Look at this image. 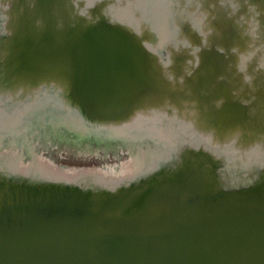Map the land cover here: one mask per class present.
I'll return each mask as SVG.
<instances>
[{"label":"water","instance_id":"95a60500","mask_svg":"<svg viewBox=\"0 0 264 264\" xmlns=\"http://www.w3.org/2000/svg\"><path fill=\"white\" fill-rule=\"evenodd\" d=\"M101 1L109 4L0 0V129L21 128L33 113L44 118L47 107L55 129L77 136L85 126L142 131L135 117L164 88L148 62L183 54L165 56L163 39L141 47L108 15L94 17ZM201 25L189 18L191 29ZM225 147L235 154L236 145ZM193 157L101 191L0 172V264H264V164L243 174L232 161L243 185L229 188L218 168L230 162Z\"/></svg>","mask_w":264,"mask_h":264},{"label":"flooded vegetation","instance_id":"af4514ba","mask_svg":"<svg viewBox=\"0 0 264 264\" xmlns=\"http://www.w3.org/2000/svg\"><path fill=\"white\" fill-rule=\"evenodd\" d=\"M107 1L108 5L101 1L92 8L94 17L108 15L110 22L136 34L141 47L156 48L163 39L165 54H183L164 58L156 56L148 62V70L159 73L158 77L154 76V84L164 88L157 90L152 108L144 106L135 117L142 129L137 136L116 133V136L124 137V143L141 149L145 142L149 143L140 150V156L134 157V161L140 160L139 172L126 182L132 183L150 173H155L154 177L160 172L167 173V168H171L176 159L188 163V151L193 152V158L216 156L220 163H228V159L239 160L243 174L253 173V169L259 172L264 164V0ZM241 2L250 8L241 9ZM242 11H246L243 19ZM94 17L90 18L93 23L96 21ZM180 17H189L196 24L201 21L200 32L205 33V40H200L201 36L188 26V22H179ZM248 21L254 23L253 29L248 26ZM184 37L190 39L186 43L189 41L188 46L176 41ZM176 43L179 45L173 48L171 45ZM190 47L197 49L196 57L184 55L193 49ZM2 131L0 141L5 137H2L5 134ZM85 136H76L75 139H87L83 138ZM229 143L237 146L233 156L225 153L234 150L225 147ZM10 154L0 155V172L20 179L56 182H66L67 179V184L97 191L119 186L114 184V175L110 172L89 173L87 179L76 181V177L45 161L41 167L35 160L24 165L19 157ZM252 157L254 161H251ZM225 164L218 168L223 172L221 175L234 178V181L223 178L231 183H226L227 186L243 185V181L239 183L235 179L236 167L231 164L229 168ZM127 167L124 170H128ZM217 167L214 164L209 168Z\"/></svg>","mask_w":264,"mask_h":264},{"label":"rangeland","instance_id":"374dc122","mask_svg":"<svg viewBox=\"0 0 264 264\" xmlns=\"http://www.w3.org/2000/svg\"><path fill=\"white\" fill-rule=\"evenodd\" d=\"M241 4H243L241 9L248 8L244 5L243 2H241ZM245 12L242 11L241 19H243V17L245 16ZM252 19L253 17L249 20ZM179 22H188L189 24V17H180ZM247 24L248 26H251V29H253V22L248 21ZM196 28L197 27H194L193 29L197 31V33L201 36L200 40H205V33L200 32ZM171 46L173 48H176V45L174 44H172ZM185 46H188V44ZM164 49L165 48L163 47L162 50L164 51ZM192 50L193 51L189 50L187 54L185 53L184 55L188 56V54H190L192 56H195L197 49L193 48ZM69 127L72 128L73 126L69 124ZM84 128L89 129L88 126H85ZM46 129L48 130L46 132V137L42 139L39 128L37 127L32 131L30 138H28V143H26V145L22 147L10 144L7 137L3 138L0 141V155L7 154L8 152L11 154L14 153V156L19 157L22 160V164L24 165L29 164L32 160H38L39 162L45 161L56 168L62 169L65 174H71L72 177H76L77 180L86 179V174L89 173L110 172L112 175H114V181L123 182L125 181V175L123 174L127 173L124 172L125 166L128 165L129 167L131 163L133 164L135 162L134 157L140 156V150H144L145 147H147L149 144L145 142V144L143 145L144 148L141 149L138 146L135 147L127 142L125 143V145H121L119 143H111L106 140L105 137H96L93 136L94 134H90V132V135L86 133V136L83 137H88L87 139L76 140L75 138L77 135L73 132L67 133L65 130H61L60 128H58L54 129L56 131V134H54L50 133L52 129L49 126ZM28 151L31 152V154H29ZM253 158L254 157L251 158V161L255 160H253ZM228 160V162H232V160ZM139 161V159L136 160L135 164H138ZM230 179L231 181H234V178ZM64 181L67 182L68 180L65 179Z\"/></svg>","mask_w":264,"mask_h":264},{"label":"bare ground","instance_id":"6f19581e","mask_svg":"<svg viewBox=\"0 0 264 264\" xmlns=\"http://www.w3.org/2000/svg\"><path fill=\"white\" fill-rule=\"evenodd\" d=\"M201 2V1H200ZM145 34V33H144ZM142 37V36H141ZM146 40V39H145ZM15 45V44H14ZM22 47H23V45H22ZM13 48H14V46H13ZM155 71V70H154ZM164 74V73H163ZM168 78V77H167ZM165 103V102H164ZM167 103V102H166ZM167 105V104H166ZM152 108V107H151ZM48 111H49V109H47V107L46 108H44V109H42L41 111H39L40 112V114H41V117H43V116H46V117H44V118H41V119H39L38 117H40L39 116V114H36V113H33V114H31L33 117L32 118H30V116L29 115H26L25 117H24V119H23V125H22V127L20 128L19 127V124L17 123L16 124V127H15V129H13V130H8V132H5V134H3V136L2 137H7L9 140V142H10V144H12V145H18L19 147H22V146H25L26 145V143H28L27 141L29 140L28 138H30V136H31V133H32V131L33 130H35L37 127L39 128V132H40V135H41V137H42V139H44L45 137H46V132L48 131L46 128H48V126L52 129L51 131H50V133H54V134H56V131L54 130L55 128L52 126V122H49V119L50 118H54V115L55 114H53L52 113V115L51 114H48ZM165 111V110H164ZM147 112V111H146ZM176 112V111H175ZM146 114V113H145ZM144 114V115H145ZM180 121H182V120H180ZM185 124V123H184ZM162 125V124H161ZM165 125V124H164ZM163 126V125H162ZM161 126V127H162ZM63 127H66V126H63ZM77 127H81V126H77ZM76 127V128H77ZM176 127V126H175ZM180 127V126H179ZM61 129V128H60ZM105 129V128H104ZM180 129H181V127H180ZM64 130V129H63ZM192 130V129H191ZM66 131V130H65ZM0 132H3L2 131V129H0ZM59 132V131H58ZM67 132V131H66ZM86 132H87V134L88 135H90L91 133L92 134H94L93 136H96V137H107V138H110V140H113V142H117V143H119V144H121V145H125V139H124V137L122 138V137H119V136H116V134H111V136L109 135L110 134V132H108V131H103L101 128H97V129H94L93 127H89V129L88 128H86ZM89 132H90V134H89ZM189 132H191V131H189ZM195 132V131H194ZM196 133V132H195ZM105 135V136H104ZM193 135V134H192ZM208 135V134H207ZM4 137V138H5ZM197 137H198V134H197ZM205 137V136H204ZM206 138H208V137H206ZM204 140V139H203ZM264 142V141H263ZM213 143H215V142H213ZM212 144V143H211ZM258 145V144H257ZM262 146V145H261ZM259 147V146H258ZM215 148H216V145H215ZM194 150V149H193ZM223 151V150H222ZM196 152V151H195ZM204 152V151H203ZM221 152V151H220ZM28 153L29 154H31V152H29L28 151ZM249 153V152H248ZM14 153H12V154H10V155H12V156H14L13 155ZM251 154V153H250ZM260 154V153H259ZM258 154V155H259ZM245 155H247V154H245ZM244 155V156H245ZM249 155V154H248ZM179 157V156H178ZM202 157V156H201ZM222 158V157H221ZM236 158V157H235ZM5 159V158H4ZM8 160V159H7ZM10 161V160H9ZM132 162V161H131ZM130 162V163H131ZM248 162V161H247ZM28 163V162H27ZM37 163H39V166L42 164L43 165V163L42 162H39L38 160H37ZM45 163V162H44ZM136 163V161L132 164H130L129 165V167H127V169L128 170H124V172H127L126 174H123V175H125V181H123V182H120V181H114V184H122V183H124V182H126V180L128 179V178H130V176H132V175H134V174H136V172L138 173L139 171V163L138 164H135ZM245 163V162H244ZM35 164V163H34ZM168 164V163H167ZM232 164V163H231ZM254 164V163H253ZM169 165V164H168ZM173 165V164H172ZM27 166V165H26ZM143 166V165H142ZM166 166V165H165ZM16 167V166H15ZM24 167V166H23ZM36 167V166H35ZM41 167V166H40ZM223 167V166H222ZM254 168H255V166H253ZM252 167V168H253ZM48 168H51V167H49L48 166ZM52 169V168H51ZM261 170V169H260ZM49 171V170H48ZM51 171V170H50ZM230 171V170H229ZM23 172V171H22ZM74 172H76V171H74ZM129 172V173H128ZM232 172V171H231ZM25 173V172H24ZM35 173V172H34ZM151 174V173H150ZM155 174V173H154ZM26 175V174H25ZM34 175V174H33ZM43 175V174H42ZM228 175V174H227ZM223 176V175H222ZM42 177V176H41ZM20 178V177H19ZM227 178V177H226ZM229 178V177H228ZM28 179V178H27ZM53 179H54V176H53ZM96 182V181H95ZM99 182V181H98ZM224 182H227V180H225ZM101 184V183H100ZM227 184H231V183H227ZM102 186V185H101ZM97 187V186H96ZM114 187V186H113ZM228 187V186H227ZM88 189V188H87ZM90 189V188H89ZM94 189V188H93Z\"/></svg>","mask_w":264,"mask_h":264}]
</instances>
